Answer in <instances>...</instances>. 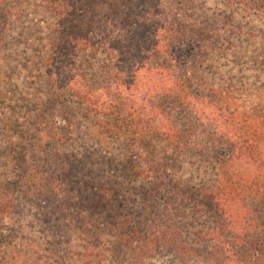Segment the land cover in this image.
I'll return each mask as SVG.
<instances>
[{"label": "trees", "instance_id": "obj_1", "mask_svg": "<svg viewBox=\"0 0 264 264\" xmlns=\"http://www.w3.org/2000/svg\"><path fill=\"white\" fill-rule=\"evenodd\" d=\"M0 264H264V0H0Z\"/></svg>", "mask_w": 264, "mask_h": 264}, {"label": "rangeland", "instance_id": "obj_2", "mask_svg": "<svg viewBox=\"0 0 264 264\" xmlns=\"http://www.w3.org/2000/svg\"><path fill=\"white\" fill-rule=\"evenodd\" d=\"M113 31L114 33L112 34V37H121L122 32L119 29L115 28ZM172 53H173L175 65H178L180 69V74H182L181 68L183 67V65L187 66L189 62L194 61L198 55L197 47L193 42H183L175 45V51ZM194 213L195 212H192L189 209L185 211V215H189V216H191ZM199 217L200 219H202V223L208 226L213 225L212 224L213 217L211 214L203 213ZM203 228L206 229L207 226Z\"/></svg>", "mask_w": 264, "mask_h": 264}]
</instances>
